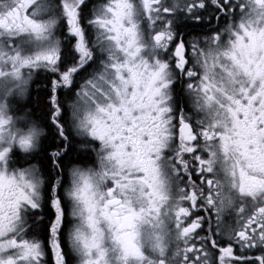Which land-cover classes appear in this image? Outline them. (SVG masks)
I'll use <instances>...</instances> for the list:
<instances>
[{
	"label": "snow or ice",
	"instance_id": "6c2138e0",
	"mask_svg": "<svg viewBox=\"0 0 264 264\" xmlns=\"http://www.w3.org/2000/svg\"><path fill=\"white\" fill-rule=\"evenodd\" d=\"M88 7L0 0V264H264V0ZM41 70L47 124L24 102ZM73 133L93 164L65 165Z\"/></svg>",
	"mask_w": 264,
	"mask_h": 264
},
{
	"label": "flooded vegetation",
	"instance_id": "af4514ba",
	"mask_svg": "<svg viewBox=\"0 0 264 264\" xmlns=\"http://www.w3.org/2000/svg\"><path fill=\"white\" fill-rule=\"evenodd\" d=\"M98 2L99 0H89V7L88 9H86L85 15H88L91 12L93 6ZM216 27H218V25L214 21L208 26L202 25V26H197L195 28L188 27L185 29L186 33H188V35L186 36V39H191L194 35L203 36L204 34L210 33L211 29L216 28ZM58 35L64 41V44L66 46L64 56H63V65L70 66L72 63L75 62V57H76V53L74 52L75 39L74 38L71 40L65 39V37H67L68 34H67L66 28H63V27H61V29H58ZM88 38L94 40V34L91 31H89L88 33ZM95 67H97V65L93 64L92 67L87 68V71L81 70V72L78 73L77 76L75 77L73 89L58 90L57 95L59 96V99L61 100V102L65 104L66 108L74 101L75 90L79 88L83 80L93 71ZM57 76H58L57 73H53L50 71H43V70L34 73L32 77V82L30 85V93L24 100V102L28 104V108L33 112L34 116L38 118V120L41 123H45V124L48 123L47 114L49 112V98H50V95L52 94V81L56 79ZM43 82H46V84L43 85L42 84ZM43 109L45 112L42 113ZM42 114L44 117L43 119L41 118ZM49 137L51 138V133L49 134ZM73 138H74V133L72 134V145H73ZM50 141L52 144V140ZM50 146L45 147V148H50ZM72 151L73 150L71 149L68 155H70ZM83 151L86 152L85 150H82V153ZM42 152L43 151H41L35 157V159H32L31 163L38 164L41 166L42 154L43 153L47 154L46 152H43V153ZM88 152H86V154L89 156L90 162L86 163L85 166L91 165L93 161L90 156V152L89 153ZM19 163H20V166H25V167L27 166V163L22 155L20 156ZM71 165H74L72 161L69 162L68 166H71ZM48 167H49V164L48 166H44V169L47 170ZM44 211H45V215H46V212L48 211L50 213L49 218H51L52 216L51 209L46 208ZM69 217H68L69 223L66 225L65 231H67V228L71 227V220ZM47 259H48V264H52L51 255H49ZM72 264H76L75 260L72 261Z\"/></svg>",
	"mask_w": 264,
	"mask_h": 264
},
{
	"label": "trees",
	"instance_id": "16d2710c",
	"mask_svg": "<svg viewBox=\"0 0 264 264\" xmlns=\"http://www.w3.org/2000/svg\"><path fill=\"white\" fill-rule=\"evenodd\" d=\"M42 84L45 85L46 82H43ZM43 112H45L44 109H43L42 113H43ZM40 116H41V115H40ZM41 118H42V119L44 118V117H43V114H42ZM50 140H51V138L49 137L48 139H45V140L43 141L44 147H49V146H50V144H51V141H50ZM47 145H48V146H47ZM73 145H74V146H73ZM73 145H72V147H73L72 150H74V151H72L70 155H67V156H66L67 159L65 158V165H66V164L68 165L70 161H72L73 164H82V165H85L86 163L90 162V158H89V156L86 154V152H88V151H86V152L83 151V155H81L80 153L75 152V149H76V148H79L80 145H81V140L76 139L75 136H74V138H73ZM81 152H82V151H81ZM42 153H43V152H42ZM88 153H89V152H88ZM46 156H47V154H45V153L42 154V158H41V162H42V164H41V166H42L43 168H44V166H48V164H49V162H48ZM44 214H45V211H44ZM45 216H46V218H49V217H50V213L47 211Z\"/></svg>",
	"mask_w": 264,
	"mask_h": 264
},
{
	"label": "rangeland",
	"instance_id": "374dc122",
	"mask_svg": "<svg viewBox=\"0 0 264 264\" xmlns=\"http://www.w3.org/2000/svg\"><path fill=\"white\" fill-rule=\"evenodd\" d=\"M74 136H75V134H74ZM76 137V136H75ZM76 139H79V140H81V138H79V137H76ZM74 146V145H73ZM83 149L81 148V146L79 147V148H76L75 149V152H77V153H80L81 155H83V153L81 152ZM74 151V150H73ZM90 156H91V158H92V163L91 164H93L94 163V161H95V154L94 153H92V152H90ZM70 218V220H71V217H69Z\"/></svg>",
	"mask_w": 264,
	"mask_h": 264
}]
</instances>
